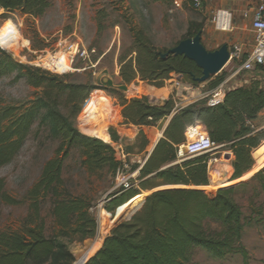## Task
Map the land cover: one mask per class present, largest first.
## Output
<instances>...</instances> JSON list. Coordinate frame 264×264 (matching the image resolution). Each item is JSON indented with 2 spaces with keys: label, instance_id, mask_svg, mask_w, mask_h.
<instances>
[{
  "label": "trees",
  "instance_id": "trees-1",
  "mask_svg": "<svg viewBox=\"0 0 264 264\" xmlns=\"http://www.w3.org/2000/svg\"><path fill=\"white\" fill-rule=\"evenodd\" d=\"M182 1L189 5L193 0ZM51 5V0H0V10L19 11L33 18L42 16ZM200 29V25L191 24L188 33L179 40L193 36ZM132 31L134 54L119 59V74L124 83L139 77L160 85L175 72L187 82L201 84L195 80L201 70L193 61L177 54L162 57L168 49L156 50L141 30ZM9 75L13 81L25 79L30 86L40 88V92L20 104L0 106V166L18 154L35 123L46 127L49 137L57 140L58 145L53 157L42 165L38 179L23 196L28 202V213L20 227L0 231V264H71L74 256L68 243L93 237L97 221L92 212V196L72 191L65 184L64 160L71 148L77 147L84 156L82 163L85 164L82 165L91 172L107 168L113 175L118 166L113 149L105 142V135L86 136L73 125V119L82 110L81 118L87 115L91 98L88 97L96 86L90 81H65L64 77L15 61L0 48V78ZM223 79V75L211 76L205 88L211 89ZM121 104L126 122L154 125L170 115L174 101L168 98L160 105L151 104L146 98H133ZM262 110L264 88L257 81H251L248 85L226 90L223 101L215 106L199 100L173 112L163 137L138 173L140 189L150 192L111 228L85 264H188L197 248L214 259L240 254L246 264L242 234L248 222L236 197L241 189L249 186L253 197L264 193V165L259 168L264 161V147L258 148L264 134L251 126V121ZM195 127H203L210 139L221 145L218 149L226 147L231 151V181L259 169L248 179L214 192L194 188L209 184L206 164L209 154L188 158L180 164L165 163L174 160V145L184 142L188 129ZM109 137L112 141L119 140L116 135ZM146 143L142 140L139 148ZM165 185L174 187L157 188ZM140 189L112 191L105 197L102 208L114 212L140 195ZM0 200L6 204L19 202L3 190L1 182ZM46 200L52 219L49 232L41 214ZM102 217L106 218V213ZM95 248L94 244L89 254Z\"/></svg>",
  "mask_w": 264,
  "mask_h": 264
},
{
  "label": "rangeland",
  "instance_id": "rangeland-1",
  "mask_svg": "<svg viewBox=\"0 0 264 264\" xmlns=\"http://www.w3.org/2000/svg\"><path fill=\"white\" fill-rule=\"evenodd\" d=\"M51 1V7L37 18L23 15L19 11L6 12L0 10V14L4 15V17L0 15V31L3 25L10 21L19 32L22 41H25L20 44L15 53L3 47L1 42L0 48L9 53L15 61L32 67L35 66L31 65L30 62L37 55L60 50L61 46L69 40H79L88 50L94 49L95 53H92L88 59L75 61L74 66L81 68L79 71L56 74L39 69L64 77L65 81L68 82L90 81L95 85L96 88L91 92L88 99L91 98L84 103L86 105L88 101L87 115L85 118H81L82 110L73 119V125L81 134L86 136L105 135L106 143L111 140L110 135L118 136L117 142H121L123 145L124 142H130L126 140L127 138L132 137L136 143L130 149H124L129 153L137 152L142 137L138 131H134L135 124L126 122L122 113V101L146 98L149 103L155 104L157 103H154L155 98L160 96L158 91L148 87L147 81L143 80L139 87L133 89L132 85L137 86L141 79L136 77L130 82H133L131 85L124 83L119 74L120 57L129 58L134 54L131 48L132 30H141L151 40L156 50H166L175 46L177 41L188 33V27L191 24L201 26V42L207 50L217 49L220 43H225V40L231 41V35L234 33L233 29L228 32L216 31L211 23L212 13L208 14L203 10L195 9L193 1L189 5H184L182 1L179 7H175L173 2L168 0ZM252 34L251 29L240 30V35L243 37ZM91 63L94 66H91ZM239 65V62L229 60L224 68L212 77L217 75L229 76L236 71ZM259 73L257 69L239 70L234 77L247 80L250 83L257 81ZM207 80L201 83L203 87L208 84ZM120 82L123 84L122 86L117 85ZM257 82H260L264 88V80ZM39 92L40 88L30 86L25 79L13 81L11 75L0 78V106L20 104L34 98ZM173 92L174 89L172 88L168 98L175 100ZM163 93L166 95L167 91L163 90ZM97 98L105 101L100 106L109 111V119L98 130L88 132L86 130L88 124L101 122V115L96 104ZM251 126L256 131L262 130L264 134V110L257 115ZM199 130L205 129L200 127ZM196 131H189L187 139H190ZM135 132L136 134L133 136ZM57 145L58 141L49 137L48 129L35 123L18 154L9 163L0 166V182L3 185V190L19 200L16 204H6L0 200V231L14 230L22 224L28 213V202L24 200L23 196L26 190L38 179L44 162L53 157ZM258 146L260 149L264 147V138ZM256 148L252 150V156ZM226 153L230 154L228 158L225 157ZM211 156L216 157L218 161L213 163L208 170L209 184L207 186H191L203 189L207 193L246 180L264 165L263 161L262 165L254 172L242 179L231 181V162L233 160L231 151L222 147L215 150ZM83 159L84 156L80 148H71L63 163L62 177L67 187L72 191L87 192L93 199L92 212L97 221L95 235L85 240L75 239L68 243V248L74 258L95 244L96 248L90 254L92 247L88 250L89 259L101 246L111 228L136 208L135 205L140 202V199L142 201L150 190H141L138 182L133 189H140V194H143L142 198L136 196L128 200L129 202L127 201L126 204L119 206L116 208L117 210L106 214V218H103V214L107 212L102 208L105 197L108 193L115 191L112 190L113 175L109 173L107 168H103L102 171H89L85 165H82L85 164L82 163ZM259 161L261 162L260 157ZM165 187L174 186H158V189ZM250 198H253L251 203L249 202ZM236 199L248 222L242 234V245L247 253L246 264H264V193H259L253 197L251 186H249L241 189L237 193ZM48 209L49 202L46 200L41 209V214L45 220L47 232L50 230L52 221ZM188 264H243V259L240 254H230L222 259H214L209 257L205 251L197 248Z\"/></svg>",
  "mask_w": 264,
  "mask_h": 264
},
{
  "label": "built area",
  "instance_id": "built-area-1",
  "mask_svg": "<svg viewBox=\"0 0 264 264\" xmlns=\"http://www.w3.org/2000/svg\"><path fill=\"white\" fill-rule=\"evenodd\" d=\"M258 1L251 21L254 43L250 53L243 57L239 44H233L229 48V60L239 62L240 64L236 68V73L239 70L250 71L254 69H264V0ZM181 3L182 0H173V5L175 7H179ZM201 5V0H193L195 9H200ZM211 23L216 31H231L232 13L228 9L217 8L212 12ZM92 53H95V50H88L81 41L69 40L63 44L60 50L37 55L30 64L51 73L66 74L70 71L81 70V68H76L74 66L75 61L86 60ZM90 65L94 66L93 63ZM173 73L174 75L170 83L174 89L173 93L175 100L173 99L174 105L170 115L161 118L154 125H138L134 127V131H139L138 133L141 132V134H144L143 131L149 132L151 129L154 130L149 136V141L146 140L147 155L156 142L163 137V131L165 129V127H163L164 121L171 116L173 112L199 100H205V104L208 106H215L221 103L224 98L225 89L223 82L211 89H206L202 84L194 85L185 81L181 74ZM142 82L143 80H141L137 86L131 84L132 88L139 87ZM128 92H126V94H128ZM148 119H150V117H148ZM219 147H221V145L212 141L205 130H198L190 139H186L184 142L174 145V153L175 158L178 160L209 154V159L206 164L207 170H210L212 164L218 161V159L212 157L211 154ZM111 148L113 149L115 159L118 161V166L113 174L112 190L126 191L133 189L139 182L138 173L144 164L145 158L131 161L130 154L124 151L125 146L121 142L115 143ZM86 252L87 250L75 257L71 264H85L88 260Z\"/></svg>",
  "mask_w": 264,
  "mask_h": 264
},
{
  "label": "crops",
  "instance_id": "crops-1",
  "mask_svg": "<svg viewBox=\"0 0 264 264\" xmlns=\"http://www.w3.org/2000/svg\"><path fill=\"white\" fill-rule=\"evenodd\" d=\"M258 2H259L258 0H201L202 5H201L200 10H203L204 12H206L208 14H211L217 8L228 9L232 13V29L234 30L233 31L234 33L231 35V39H230L231 41L225 40L224 42L228 44V48H230L233 44H239L241 46L242 55H247V54L250 53V51H251V49L253 47L254 34H252L250 36L243 37V36L240 35V30L251 29V31L253 33V30H252V28L250 26H251V21H252V18H253V14L255 12V8H256ZM230 42H232L233 44H231ZM221 44H223V42L220 43L219 46ZM257 70H258V72H260L259 73L260 75L257 78V81L264 80V69H257ZM173 75H174L173 72L170 73L169 78L165 79L163 81V83L160 84V85H155V84L148 83V85H149L148 87L158 91L159 94H160V96L155 98L156 101H154V103L157 102L155 104H160L161 105V104L166 102V100H167L168 96L170 95L171 90L173 88L171 83H170V80L172 79ZM235 75H236V72L234 71L229 76L224 77L222 82L224 83L223 86H224L225 91L230 89V88H235V87L246 85L247 83H249L247 80H240V79L234 77ZM130 84H133V82L130 83ZM258 84L261 86L260 82H258ZM117 85L118 86H122L123 84L120 82ZM163 90L167 91L166 95H164ZM150 103H152V102H150ZM170 118H171V116H169L164 121L163 127H166V125L168 124ZM254 120H252L251 123ZM132 126H134V125H132ZM135 126H138V125H135ZM199 128L200 127L190 128V129H188L187 133L189 131H193V130H197L198 131ZM153 131H154L153 129H151L149 132H146V131L144 132L143 131L144 134L141 135V137H142L141 139L149 141V136L153 133ZM126 140H128L130 142L129 143H125L124 142V146L126 145L125 149H130V147H132V145H134L136 143V141L132 137L127 138ZM157 142H156V144H157ZM115 143H117V141L109 140L108 144L113 146ZM140 143L138 144V147H137L138 150H137L136 153L127 152V153L130 154V160L131 161L139 160V158H141V159L145 158V161H146L149 158V156H150L151 152L153 151L154 147L156 146V144H155L153 146V148L151 149V151L147 155V153H146L147 144L144 145V147L142 149H140L139 148ZM190 158H192V157H190ZM186 159H188V158H186ZM186 159L178 160V159L174 158V160H172V161H170L168 163H165V164H180L182 161H184ZM145 161H144V163H145ZM165 186H170V185H165ZM138 196L142 197L143 194L137 195V197ZM105 213L106 214H110V212H105Z\"/></svg>",
  "mask_w": 264,
  "mask_h": 264
},
{
  "label": "water",
  "instance_id": "water-1",
  "mask_svg": "<svg viewBox=\"0 0 264 264\" xmlns=\"http://www.w3.org/2000/svg\"><path fill=\"white\" fill-rule=\"evenodd\" d=\"M201 31L200 29L193 36L179 40L175 46L162 54V57L168 54L183 55L193 61L201 70V75L195 78L198 83L219 73L230 59L227 43L221 44L215 50H207L201 42ZM229 156V153L225 154L226 158Z\"/></svg>",
  "mask_w": 264,
  "mask_h": 264
},
{
  "label": "bare ground",
  "instance_id": "bare-ground-1",
  "mask_svg": "<svg viewBox=\"0 0 264 264\" xmlns=\"http://www.w3.org/2000/svg\"><path fill=\"white\" fill-rule=\"evenodd\" d=\"M0 42L3 45V47H5L6 49L11 50L15 53L17 51L18 47L20 46V44L24 43L25 41H22L21 36H20L19 32L17 31V29L14 27V25L10 21H7L3 25V27L0 31ZM60 44H62V43H60ZM59 47H60V45H59ZM103 102H105L103 99L97 98L96 104L98 105V107H97L98 112L101 115V122L88 124V126H86V130L88 132H94V131L98 130L101 126H104V124L108 121L109 111L100 106L101 104H103ZM90 248H88V250ZM88 250L86 253H88Z\"/></svg>",
  "mask_w": 264,
  "mask_h": 264
}]
</instances>
